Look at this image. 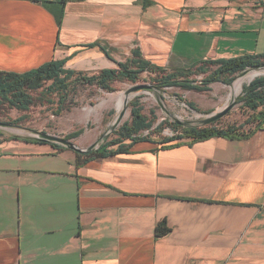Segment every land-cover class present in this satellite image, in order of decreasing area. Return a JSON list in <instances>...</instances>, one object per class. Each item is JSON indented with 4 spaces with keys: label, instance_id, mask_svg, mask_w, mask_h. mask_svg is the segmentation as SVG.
Here are the masks:
<instances>
[{
    "label": "crops",
    "instance_id": "obj_1",
    "mask_svg": "<svg viewBox=\"0 0 264 264\" xmlns=\"http://www.w3.org/2000/svg\"><path fill=\"white\" fill-rule=\"evenodd\" d=\"M134 49L166 71L264 55V0H0V71L55 60L92 75ZM156 149L74 157L42 210L19 189L0 205V264H264V127Z\"/></svg>",
    "mask_w": 264,
    "mask_h": 264
},
{
    "label": "rangeland",
    "instance_id": "obj_2",
    "mask_svg": "<svg viewBox=\"0 0 264 264\" xmlns=\"http://www.w3.org/2000/svg\"><path fill=\"white\" fill-rule=\"evenodd\" d=\"M253 73L256 74L255 77L252 76ZM246 74L241 77V74L236 75L238 80L235 84L240 81L241 88L234 96L235 98L232 97L235 84L225 86L214 83L209 86V91L203 93L178 88H167L162 91L155 89L138 91L127 98V109L118 127L130 120V104L136 100L142 108V114L149 120L155 119L154 126L163 121L190 123L204 119V115L191 110L185 103H193L201 113L220 111L233 98L236 100L241 95L243 86L248 85L257 77L264 76V69L249 70ZM47 85L49 83L45 84V86ZM136 85L154 87L150 83V75L143 73L136 83H114V91L111 93L104 92L96 87H83L74 95L72 101L67 102L68 109L59 114H56L58 108L57 98L55 97H53L54 105H42L36 102L27 112L7 108L1 109L0 122L8 125L7 130L9 132L19 135L41 132L64 138L65 135L82 129L83 133L78 138L70 140V142L80 149H86L98 141L102 135L108 133L109 126L119 113L116 108L118 99L123 96L122 93L127 89ZM31 94L34 97L39 96L38 93ZM179 99L183 101H179ZM252 114L251 110L236 101L224 117L209 126L220 129L233 126L247 133L255 127V122H249ZM118 127L107 134L103 143L115 138L114 133ZM142 134L145 135L147 132ZM170 136H172V132L169 128H165L161 133V137ZM153 137L160 139L157 135ZM0 143H2L0 144V205L9 204L15 207L19 205L20 189L22 193H28L26 194L27 197L22 199L21 204L46 207L60 200L61 195L59 192L61 190L70 188V181H67L63 175H73L75 173L73 167L75 155L72 151L54 150L51 144L40 145L16 141L6 134H0ZM61 201L68 203L65 199H61ZM39 214L42 215V213ZM44 214L46 215L45 221H48L47 217L50 216V213L46 212ZM34 216V213H30L29 218L33 221Z\"/></svg>",
    "mask_w": 264,
    "mask_h": 264
},
{
    "label": "trees",
    "instance_id": "obj_3",
    "mask_svg": "<svg viewBox=\"0 0 264 264\" xmlns=\"http://www.w3.org/2000/svg\"><path fill=\"white\" fill-rule=\"evenodd\" d=\"M115 64L116 69L101 70L92 75L66 70L63 68L64 61L55 60L21 74L0 71V110L7 108L27 112L36 102L42 105H54L53 97H55L58 108L56 114H59L68 109L67 102L72 101L74 95L83 87H96L111 93L114 91V83H136L143 73L150 75V83L159 91L178 88L203 93L209 91L211 84L219 83L229 86L234 77L244 70L264 65V55H244L231 59L210 60L190 69L166 71L146 61L140 52L134 49L129 58ZM199 76L202 77L199 79ZM46 83L49 85L45 86ZM31 93H38L39 96L34 97ZM179 101L183 100L179 99ZM237 103H241L253 113L249 122H255V127L250 132L245 133L233 126L225 129L214 126L199 129L184 128L168 121L154 126L155 119L149 120L142 114L138 101H133L130 104V120L118 127L113 140L103 143L97 150L87 154L73 152L75 168L79 169L97 158L128 153L135 145L142 143L154 145L156 150H167L182 145L191 146L213 137L246 139L264 127V76L257 77L248 85L243 86ZM186 104L199 112L193 103L187 102ZM165 128L170 129L172 136L161 137ZM144 132L147 134L143 135ZM82 133L83 130L79 129L65 135L64 138L66 140L76 139ZM154 135L160 139H155ZM51 147L54 150H67L57 145H51ZM168 231L164 221L157 223L154 230L156 237H162Z\"/></svg>",
    "mask_w": 264,
    "mask_h": 264
},
{
    "label": "water",
    "instance_id": "obj_4",
    "mask_svg": "<svg viewBox=\"0 0 264 264\" xmlns=\"http://www.w3.org/2000/svg\"><path fill=\"white\" fill-rule=\"evenodd\" d=\"M261 69H264V65L248 68V69H246L240 73L241 74L240 77L244 76V74H246L249 70H261ZM253 74H254L253 77H255L256 74L255 73H253ZM237 80L238 79H236V76H235L232 83L229 86L235 84V82ZM238 82H240V81H238ZM235 85H234V87H235ZM234 87H233V89H234ZM153 89H155V88L152 86H147V85H136V86H133V87L127 89L123 93V97H124L123 106H122L121 110L119 111L118 115L113 120L112 124L109 126L107 134H109L110 132L115 130L120 125V123L122 122L123 117H124L125 112H126V109H127V98L131 94H136L138 91H151ZM155 90H157V89H155ZM157 91H159V90H157ZM236 101H237V99L236 100L232 99V101L224 109L217 111L215 113H201V112H198V111L190 108L185 103L186 106L188 108H190L191 110H194L197 113L204 115L205 116L204 119L197 120L195 122H190V123L189 122H186V123L172 122V123H176L177 125H181L184 128L199 129V128L207 127L210 124H212V123L218 121L219 119H221L222 117H224L230 111V109L234 106ZM7 129H8V125H5V124L0 122V134H6L11 139H14L17 141L30 142V143L57 145V146H60L62 148H65L67 150H70V151H72L74 153H78V154H87L89 152L97 150L101 146V144H103L104 139L107 136V134H104L100 137V139L98 141H96L95 143H93L92 145L87 147L86 149H80L76 145H74L72 142H70V140H66L65 138L52 136V135L44 134L41 132H32L28 135H19L16 133L9 132Z\"/></svg>",
    "mask_w": 264,
    "mask_h": 264
},
{
    "label": "bare ground",
    "instance_id": "obj_5",
    "mask_svg": "<svg viewBox=\"0 0 264 264\" xmlns=\"http://www.w3.org/2000/svg\"><path fill=\"white\" fill-rule=\"evenodd\" d=\"M259 72V71H258ZM247 75V74H246ZM254 74H252V76H253ZM249 79V78H248ZM245 80V79H244ZM240 88H241V82H238L236 85H235V87H234V89H233V91H232V97L233 96H235L238 92H239V90H240ZM231 92V91H230ZM123 94V93H122ZM136 97V96H135ZM235 98V97H234ZM233 98V99H234ZM123 103H124V97L123 96H120V98L118 99V102H117V112L118 111H120L121 110V108H122V106H123ZM116 112V113H117Z\"/></svg>",
    "mask_w": 264,
    "mask_h": 264
},
{
    "label": "built area",
    "instance_id": "obj_6",
    "mask_svg": "<svg viewBox=\"0 0 264 264\" xmlns=\"http://www.w3.org/2000/svg\"><path fill=\"white\" fill-rule=\"evenodd\" d=\"M71 1H74V0H71Z\"/></svg>",
    "mask_w": 264,
    "mask_h": 264
}]
</instances>
